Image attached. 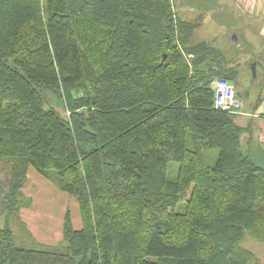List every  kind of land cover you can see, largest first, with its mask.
Masks as SVG:
<instances>
[{"label":"trees","instance_id":"1","mask_svg":"<svg viewBox=\"0 0 264 264\" xmlns=\"http://www.w3.org/2000/svg\"><path fill=\"white\" fill-rule=\"evenodd\" d=\"M196 28L171 0H0V264H259L264 167ZM31 167L78 202L58 245L11 227Z\"/></svg>","mask_w":264,"mask_h":264},{"label":"crops","instance_id":"2","mask_svg":"<svg viewBox=\"0 0 264 264\" xmlns=\"http://www.w3.org/2000/svg\"><path fill=\"white\" fill-rule=\"evenodd\" d=\"M218 5H226L229 0H216ZM172 2V0H171ZM238 5L230 9H220L213 5L201 4L200 12L189 7L180 15L175 13L177 21L197 25L190 39V45L207 43L220 56L225 58L221 65L215 66L216 74L226 76L235 87L242 109L235 114V123L243 129L241 148L257 165L264 167V0H230ZM175 12V3L172 2ZM205 30L200 40H195L196 31ZM230 39L229 45L241 46L237 57L230 58L224 51L228 45L222 44V38ZM234 37V38H233ZM236 46V47H237ZM238 48V47H237ZM235 51V49H234ZM232 51H229L231 53ZM256 65V77L252 80V67ZM237 82L243 83L244 89L237 91ZM214 86V83H213ZM212 86V88H213ZM0 161V170L3 167ZM53 183L42 177L34 168H29L27 181L23 193L31 198L38 189L53 188ZM58 188L56 193L58 192ZM38 193V192H37ZM63 193V192H62ZM51 195L53 194L50 193ZM66 196V193L63 194ZM39 202L43 203L42 195ZM31 203L29 207L21 209L20 217L27 225L28 231L39 244L58 245L63 241V225L65 214L61 208L53 213L44 209L42 205ZM34 205V206H33ZM74 205H78L76 201ZM79 209V205H78ZM71 212V211H70ZM73 227L81 229V217L74 219Z\"/></svg>","mask_w":264,"mask_h":264},{"label":"rangeland","instance_id":"3","mask_svg":"<svg viewBox=\"0 0 264 264\" xmlns=\"http://www.w3.org/2000/svg\"><path fill=\"white\" fill-rule=\"evenodd\" d=\"M173 2V0H172ZM175 3V13H177L178 15H180L182 12L188 10L189 7L193 8L194 10L200 12L201 8H199V6H201V4H207V5H213L216 8H218L220 6V9L223 11L224 9H230L232 7L235 6V8L237 9L238 5L234 2H230V0L228 1V3L226 5H218L216 0H174ZM205 30H198L195 33V40H200L201 36L204 34ZM234 38V37H233ZM222 44H226L228 45L227 49L224 50L227 55L232 59V58H236L238 53H239V49L241 46H237L234 45V49H232V46L229 45L230 39L228 38H222L220 41ZM238 48H237V47ZM229 51H232L231 53H229ZM253 76H252V80H253ZM243 83L237 82V91H242L245 87L243 86ZM64 110H61V112H63ZM65 115V113H64ZM206 158H207V162L209 165H212L216 158H217V150L215 151H209L206 154ZM4 164V162H2ZM179 169H180V164L179 163H175V162H171L169 164V179L173 182L177 181L178 178V174H179ZM3 175L0 174V179H2ZM58 188L57 183H53V188L50 189L49 187H46L45 189H38L36 192H33L31 198L27 197L25 194L26 199L30 200L31 203H35L36 208H38V204L42 205V207L44 209L50 210L51 207H54L53 209V213L56 211H59V209L62 207H64V210L61 208V211L63 212L62 215H64V213L66 212V209H69L68 211H71L72 216L74 217V219H78L80 217V212L78 209V205H74V203L76 202V199L69 194H66V196H64L62 193V191L60 192L58 190V192H60L59 194L56 193V190ZM5 190H7L6 187H4ZM59 189V188H58ZM38 192V193H37ZM53 194L51 195L50 193ZM42 195V202H39V196ZM34 206V205H33ZM178 211H182L183 210V205H180L177 208ZM65 211V212H64ZM21 214V212H20ZM77 216H79L77 218ZM20 217V215H19ZM21 219V217H20ZM12 221V220H11ZM7 222V218L6 216H0V228H3L6 225ZM11 227L13 228V230L15 231V233L18 235H20V232L22 230L21 228V224H24L22 219L19 221H12L10 222ZM25 225V224H24ZM26 229L27 225H25ZM244 247H246L247 249H249V251L253 252V254L256 256V259L258 260L259 264H264V243L262 242H258L257 240L248 238L246 239L245 243H244Z\"/></svg>","mask_w":264,"mask_h":264},{"label":"built area","instance_id":"4","mask_svg":"<svg viewBox=\"0 0 264 264\" xmlns=\"http://www.w3.org/2000/svg\"><path fill=\"white\" fill-rule=\"evenodd\" d=\"M214 106L216 109L235 115L242 109L241 102L238 100L234 85L224 78L214 81Z\"/></svg>","mask_w":264,"mask_h":264},{"label":"water","instance_id":"5","mask_svg":"<svg viewBox=\"0 0 264 264\" xmlns=\"http://www.w3.org/2000/svg\"><path fill=\"white\" fill-rule=\"evenodd\" d=\"M252 74H253V78L256 77V65H253L252 67Z\"/></svg>","mask_w":264,"mask_h":264}]
</instances>
